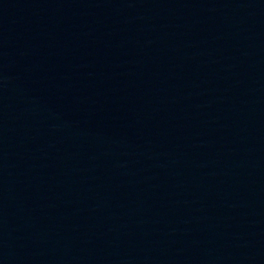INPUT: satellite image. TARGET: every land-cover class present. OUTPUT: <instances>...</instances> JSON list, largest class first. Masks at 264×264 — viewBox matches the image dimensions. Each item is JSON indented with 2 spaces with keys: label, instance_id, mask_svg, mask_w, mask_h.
<instances>
[{
  "label": "water",
  "instance_id": "water-1",
  "mask_svg": "<svg viewBox=\"0 0 264 264\" xmlns=\"http://www.w3.org/2000/svg\"><path fill=\"white\" fill-rule=\"evenodd\" d=\"M0 264H264V0H0Z\"/></svg>",
  "mask_w": 264,
  "mask_h": 264
}]
</instances>
